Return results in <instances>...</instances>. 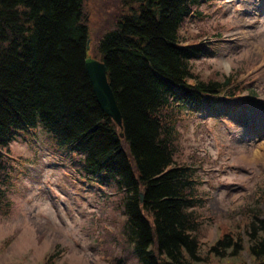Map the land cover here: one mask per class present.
Listing matches in <instances>:
<instances>
[{
    "label": "trees",
    "instance_id": "1",
    "mask_svg": "<svg viewBox=\"0 0 264 264\" xmlns=\"http://www.w3.org/2000/svg\"><path fill=\"white\" fill-rule=\"evenodd\" d=\"M202 1L124 0L137 8L98 47L121 131L98 105L84 67L86 1L0 0V170L16 132L44 129L60 147L83 156L88 176L116 187L124 217L120 239L138 264L203 261L193 213L202 200L192 166L175 160L176 121L183 112L228 114L243 106L233 76L204 79L193 72L191 62L205 50L179 32L193 14L201 15ZM244 218V227L223 234L210 254L223 260L246 252L250 263L244 264H264V208Z\"/></svg>",
    "mask_w": 264,
    "mask_h": 264
},
{
    "label": "rangeland",
    "instance_id": "2",
    "mask_svg": "<svg viewBox=\"0 0 264 264\" xmlns=\"http://www.w3.org/2000/svg\"><path fill=\"white\" fill-rule=\"evenodd\" d=\"M85 1L87 55L99 61L100 41L137 5ZM263 9L264 0H208L197 9L202 18L180 28L182 38L207 52L191 62L193 72L204 79L233 76L244 100L233 113L183 112L176 121L175 160L192 166L202 200L193 209L198 264L250 263L246 252L219 260L209 250L223 234L244 227L246 212L264 208ZM8 149L0 170V264H138L120 239L121 196L84 172L83 156L40 127L16 132Z\"/></svg>",
    "mask_w": 264,
    "mask_h": 264
},
{
    "label": "water",
    "instance_id": "3",
    "mask_svg": "<svg viewBox=\"0 0 264 264\" xmlns=\"http://www.w3.org/2000/svg\"><path fill=\"white\" fill-rule=\"evenodd\" d=\"M88 46L89 42H87V49ZM84 67L101 110L120 130H122V114L117 105L115 95L109 85L104 63L92 58H87ZM121 138H123L122 135ZM142 199V195H140L141 202Z\"/></svg>",
    "mask_w": 264,
    "mask_h": 264
},
{
    "label": "bare ground",
    "instance_id": "4",
    "mask_svg": "<svg viewBox=\"0 0 264 264\" xmlns=\"http://www.w3.org/2000/svg\"><path fill=\"white\" fill-rule=\"evenodd\" d=\"M253 158H254V159H259L257 153H254V157H253Z\"/></svg>",
    "mask_w": 264,
    "mask_h": 264
}]
</instances>
